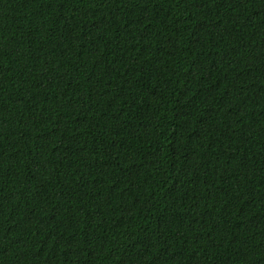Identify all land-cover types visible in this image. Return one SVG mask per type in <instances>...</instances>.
<instances>
[{"label": "trees", "instance_id": "trees-1", "mask_svg": "<svg viewBox=\"0 0 264 264\" xmlns=\"http://www.w3.org/2000/svg\"><path fill=\"white\" fill-rule=\"evenodd\" d=\"M0 264H264V0H0Z\"/></svg>", "mask_w": 264, "mask_h": 264}]
</instances>
